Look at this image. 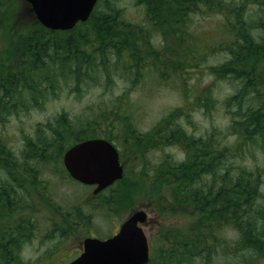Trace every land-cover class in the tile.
Segmentation results:
<instances>
[{
  "label": "trees",
  "instance_id": "1",
  "mask_svg": "<svg viewBox=\"0 0 264 264\" xmlns=\"http://www.w3.org/2000/svg\"><path fill=\"white\" fill-rule=\"evenodd\" d=\"M135 2L143 10L141 22L128 21L121 9L110 0L106 1V6L101 9L104 0H99L86 22L77 24L70 31L51 32L34 19L32 12L30 18L19 22V25L15 24L14 22L18 23V18L12 15L10 17V13L4 11L9 7V2L0 0V22L1 25L6 24L3 31H9L13 37L16 36V41L10 42L4 55L0 56V97L9 98L12 109L17 94L29 93L38 96L46 88L53 90L57 79L61 78L67 82L72 76L75 79L87 78L90 71L104 73L113 65L119 68L118 66L126 63V71L122 73L128 77L130 84L135 83L136 79L140 81L139 76L143 79L146 73L151 75L146 70L151 66V72L158 79L157 83H162L168 75L178 73L176 71L180 68L197 70L207 52L216 50L226 53L227 59L210 67L212 73L219 78L230 75L232 79L241 82L242 94L249 93L254 98V95H257L262 102L257 109L236 112L239 119H235L234 125L239 128L243 139L261 135L264 131V65L261 62L264 59V0ZM250 5L255 7L253 11L249 9ZM198 15L220 16V20L210 33H199L202 37L196 38L191 28L196 23L194 17ZM28 25L34 27L31 32L35 33L36 38L29 39L28 32L19 30L22 26L25 30ZM152 34L160 37L158 45L151 42ZM55 35L58 36L53 38ZM48 41L51 43H47ZM49 51H53V54L50 55ZM177 57L179 59H176ZM111 61L113 65H110ZM3 68L6 70L1 71ZM41 88L45 89L42 91ZM126 94L127 91L117 97V102L103 110L97 120L89 121L100 125L101 133H95L96 129L88 128L89 124L86 129L73 128V125L65 120V116L59 115L55 121L56 126L50 129V137L47 138L44 134L42 136L41 133L39 142L33 144L35 152L41 153L44 167L49 168V158H54L55 167L57 170L61 169L60 157L65 149L74 142L94 136L115 141L122 130L126 132L123 134L129 141L127 144L131 145L129 139L138 131V127L132 123L134 121L130 115L131 109L126 105ZM34 99L37 100L36 97ZM196 99L204 107H210L211 98L208 93L197 95ZM0 104L4 106L1 101ZM173 115L174 112H171L170 116L155 128V131L168 128L165 134L160 136L162 143L158 144V139L152 140L150 147L155 145L161 148V144L182 142L183 150H186L189 156L194 153L195 156L183 163H174L165 158L154 165L157 181L154 187H150L151 181L148 180L149 169L145 167L138 170L145 176L148 196L153 198L149 201L155 204L157 213L183 214L190 218V224L184 233L176 230L170 232V247L168 252L162 255L165 260L157 263L170 264L175 258H168L166 255L172 253H175L172 256L184 255L187 258L189 251L197 254L205 252L209 258L214 246L224 243L228 252H223L229 254L245 250L249 259L248 262L245 259L243 264H253L252 258H259V254L264 255V204L257 210L250 211L249 208L261 195L264 169H241L235 180H230L225 174L228 171L222 157L224 147L218 142L204 143L201 138H198L200 143H196L198 139L187 137L178 125L173 124ZM143 136L138 132V139ZM129 145L126 147L130 148ZM196 146L199 148L191 152ZM128 170L131 168L127 167L122 180L108 188L105 193L92 198L108 201L110 194L127 181ZM136 171L134 169V172ZM206 176L211 178L209 184L202 179ZM160 186L170 189L169 194L163 195V191L156 190L158 195L154 196L150 192V189H158ZM226 226L237 233L234 246L231 247L218 236L219 229ZM12 245L15 246L14 242ZM10 252L14 253L15 260L17 253L12 248ZM167 258L170 261H167ZM153 260L149 264H154ZM10 262L0 258V264Z\"/></svg>",
  "mask_w": 264,
  "mask_h": 264
},
{
  "label": "rangeland",
  "instance_id": "2",
  "mask_svg": "<svg viewBox=\"0 0 264 264\" xmlns=\"http://www.w3.org/2000/svg\"><path fill=\"white\" fill-rule=\"evenodd\" d=\"M7 1L9 7L4 11L7 14L10 13V17L12 15L18 18V23L14 22L15 24L19 25V22L22 23L24 19L30 18L31 10L25 5L24 0ZM106 1L109 0H104L101 9L106 6ZM110 1L121 9L128 21H142L143 10L135 0ZM249 9L253 11L255 7L250 5ZM194 20L196 23L191 31L195 34L193 36L198 38L202 37L198 35L199 33L201 35L210 33L218 24L220 16L198 15L194 17ZM5 26V23L1 25L0 22V56L6 51L10 42L16 41V36L13 37L9 31H3ZM28 29L30 30L27 31ZM32 29L34 27L28 25V27L25 26V30L23 26L19 30L23 33L28 32L29 39H34L36 35L31 32ZM150 39L153 45L159 44V36L152 34ZM49 53L52 55L53 51ZM225 59L227 55L224 52L208 51L197 70L180 68L176 71L178 73L168 75L166 81L162 83H157L158 79L151 72V66L146 69L151 75L146 73L143 79L139 76L140 81L136 79V82L132 84L122 73L126 71L124 67L127 63L116 68L111 61L110 65L113 67L111 66L104 73L90 71L87 78L75 79L72 76L67 82L61 78L57 79L53 90L46 88L43 91L45 88H41L43 92L38 96H32L29 93L17 94L14 99L15 106L11 109L8 104L4 115L0 104V139L9 138L11 162L21 160L20 155L24 160L34 161V142H39L41 133L42 136L44 134L47 138L50 137V129L57 124L55 121L59 115L65 116V120L69 121L73 128L84 127L86 129L89 124L88 128L96 129L95 133H101L100 125L89 121L97 120V117L101 116L100 113L117 102L116 98L125 91H127L126 105L130 107V115L134 121L132 123L138 127V131L129 139L131 145L127 144L129 141L123 134L126 132L122 130L115 138V144L124 152V159L131 170L127 171V181L120 184L121 187L118 185L119 189L117 187L115 192L110 194L108 201L89 197L91 188L71 181L62 168H59L60 171L57 170L54 165L55 159L49 158V168L55 171L50 174L51 170L42 166L44 192L42 213L38 216V228L32 230L31 233L24 228L20 232V228L15 226L14 221H11L9 226L17 235L12 241L15 244L14 250L17 258L9 264H66L77 256L84 238L89 236L105 238L112 235L127 216L139 208H143L148 215L144 232L150 245L152 259H154L152 263L158 264L157 262L165 260L164 257L162 259V255L167 253L170 247L169 239L172 237L170 232L176 230L184 233L187 225L190 224V218L183 214L157 213L155 204L149 201L153 198L148 196L145 176L138 170L145 167L149 169L148 180L151 181L150 187H154L157 182L154 165L165 158L171 159L174 163L183 162L184 143H165V145L161 144V148L149 145L152 140L156 139H158V144L162 143L160 136L164 135L168 128L162 131H155V128L163 123L171 112H174L173 124L178 125L187 137H192L194 140L201 138L204 143L218 142L224 147L225 152L222 157L228 171L225 174L230 180L234 181L241 169L263 170L264 131L252 139H243L242 134H239V128L234 125L235 119H239L236 112L243 113L248 109H257L262 102L257 95L253 94L258 99L249 93L242 94L241 82L232 79L230 75L219 78L212 73L210 67L221 64ZM262 60L264 65V59ZM205 92L211 98L210 107H204L196 99L197 95ZM138 132L144 135L142 139H138ZM196 143H200L199 139ZM128 145L130 148L126 147ZM198 148L199 146L192 148L191 152ZM36 153L41 160V153ZM133 168L137 171L134 172ZM202 179L208 184L211 181L209 176L202 177ZM46 187L50 193L46 192ZM156 190L163 191V195H168L170 191L167 187L164 189L160 186L158 189H150V192L157 196L158 191ZM260 191L259 200L254 201L249 208L250 211L257 210L264 204V186L260 188ZM49 203L56 208L53 213L49 211ZM78 219L80 221H77ZM0 224H3L2 217H0ZM218 236L223 239L222 242L227 241L231 247L234 246L237 233L226 226L219 229ZM227 248L224 243L214 246L209 258L204 254L205 252L197 254L192 251L186 254L187 258L184 255L182 257L172 256L175 253L166 256L175 258L172 261L167 258L170 264H243L245 259L248 262L249 256L245 250L227 254L228 251L225 250ZM259 256V258H252L253 264H264V255L259 254Z\"/></svg>",
  "mask_w": 264,
  "mask_h": 264
},
{
  "label": "water",
  "instance_id": "3",
  "mask_svg": "<svg viewBox=\"0 0 264 264\" xmlns=\"http://www.w3.org/2000/svg\"><path fill=\"white\" fill-rule=\"evenodd\" d=\"M97 0H25L37 21L52 31L70 30L90 16ZM63 163L70 176L87 185H97L94 193L122 177L116 149L102 139L86 140L69 148ZM146 214L132 213L118 232L107 238L87 237L83 251L68 264H146L149 261L147 238L139 226Z\"/></svg>",
  "mask_w": 264,
  "mask_h": 264
},
{
  "label": "flooded vegetation",
  "instance_id": "4",
  "mask_svg": "<svg viewBox=\"0 0 264 264\" xmlns=\"http://www.w3.org/2000/svg\"><path fill=\"white\" fill-rule=\"evenodd\" d=\"M3 67L6 66L3 65ZM4 70L6 69L3 68L1 71ZM0 101L4 105L2 109L4 115L5 112H7L9 98L0 97ZM110 142L117 149L119 161L123 166L125 175V171L127 167H129V164H127L124 159V152L115 144V141ZM182 151L183 162H187L191 157L195 156V153L189 156L186 150L182 149ZM228 154L231 153L228 152ZM34 155V161L24 160L20 155V158H22L21 160L11 162L9 138L6 139L5 137H2L0 139V217L3 219V224H0V258L7 262L12 261L15 257L14 253L10 252V249H15V246L12 245V241L13 239L15 240L14 237H17L15 231L9 226L11 221H14L15 226L17 225V227L20 228V232H22V229L24 228V230L31 233L32 230H37L39 223L38 216L42 213V195L44 192L42 186L43 164L35 150ZM59 164L64 171L62 163L60 162ZM133 164L134 163H132V165ZM48 169L51 170L50 174H53V171H55L52 168ZM89 188H91V195L89 197L94 196L92 195V191L95 187L90 186ZM45 190L47 193H50L48 187H46ZM106 191L107 189L104 190V193ZM100 194L102 193H99L98 195ZM49 204V211L53 213V210H56V208L53 204ZM29 216L33 218H30ZM54 225L56 226V223H54Z\"/></svg>",
  "mask_w": 264,
  "mask_h": 264
}]
</instances>
